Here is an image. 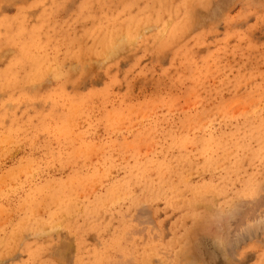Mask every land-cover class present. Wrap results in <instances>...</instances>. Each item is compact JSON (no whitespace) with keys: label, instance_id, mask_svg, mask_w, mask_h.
Masks as SVG:
<instances>
[{"label":"rangeland","instance_id":"374dc122","mask_svg":"<svg viewBox=\"0 0 264 264\" xmlns=\"http://www.w3.org/2000/svg\"><path fill=\"white\" fill-rule=\"evenodd\" d=\"M0 264H264V0H0Z\"/></svg>","mask_w":264,"mask_h":264},{"label":"bare ground","instance_id":"6f19581e","mask_svg":"<svg viewBox=\"0 0 264 264\" xmlns=\"http://www.w3.org/2000/svg\"><path fill=\"white\" fill-rule=\"evenodd\" d=\"M49 75V74H48ZM34 86V85H33ZM25 89V88H24ZM4 96V95H3ZM234 104V103H233ZM252 104V103H251ZM252 106V105H251ZM251 108V107H250ZM189 109V108H188ZM133 110V109H132ZM129 111V110H128ZM257 111V110H256ZM244 112V111H243ZM242 112V113H243ZM254 112V111H253ZM131 113V112H130ZM147 113V112H146ZM237 113V112H236ZM125 114V113H124ZM259 115V114H258ZM144 117V116H143ZM143 117H142V119H143ZM146 119V118H145ZM156 120V119H155ZM149 127V126H148ZM168 129V128H167ZM50 133V132H49ZM155 141V140H154ZM2 142V141H1ZM126 142V141H125ZM12 143V142H11ZM153 144V143H152ZM95 145V144H94ZM117 145V144H116ZM128 145V144H127ZM100 146V145H99ZM103 149V148H102ZM128 149V148H127ZM92 150V149H91ZM95 151V150H94ZM1 152H3V151H1ZM82 152V151H81ZM76 155V154H75ZM118 166V165H117ZM27 169V168H26ZM86 170V169H85ZM18 173H20V172H18ZM148 176V175H147ZM28 177V176H27ZM104 184V183H103ZM4 187V186H3ZM72 188V187H71ZM85 188V187H84ZM4 189V188H3ZM156 189V188H155ZM147 194V193H146ZM42 206V205H41ZM231 216V215H230ZM116 220V219H115ZM2 221V220H1ZM117 225V224H116ZM61 233V232H60ZM3 234V233H2ZM46 247V246H45ZM115 259V258H114Z\"/></svg>","mask_w":264,"mask_h":264}]
</instances>
